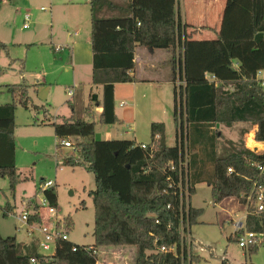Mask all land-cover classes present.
I'll return each instance as SVG.
<instances>
[{
  "label": "trees",
  "instance_id": "obj_1",
  "mask_svg": "<svg viewBox=\"0 0 264 264\" xmlns=\"http://www.w3.org/2000/svg\"><path fill=\"white\" fill-rule=\"evenodd\" d=\"M111 1L89 0L92 85L103 87L102 101L91 94L90 104L92 108L102 107L101 124L121 125L116 114L115 90L117 85L134 82L136 48L168 51L172 56L174 84L178 77L185 82L179 91L176 86L174 90L177 145L167 147L165 125L154 123L145 150L132 141L107 143L102 152L95 141L96 123L84 119L91 115L92 108L80 110L77 101H68L71 116L51 126L59 141L57 149L62 164L95 176L96 189L90 192L94 245L64 242L56 255L45 262L36 244L24 248L16 237L3 238L0 234V264H31L32 258L39 264H97L98 250L108 247H134L135 264H181L179 258L159 249L179 245L181 241L178 185L185 155L190 228L204 213L191 205L197 185L207 184L211 188L214 206L235 198L245 207L255 184L264 189V172L260 169L264 154L231 141L227 142L228 153L220 154L224 137L217 129L218 125L227 128L253 125L257 127L255 141L264 143V88L257 79V74L264 71V0H227L221 31L224 35L204 28L216 32L212 40L194 39V32H187L188 26L183 33L181 22L177 25L176 0H128L122 6ZM103 15L109 17H100ZM234 32L241 35L225 37ZM4 48L0 42V49ZM6 89L11 103L0 106V178L9 181L15 197L21 183L16 166L15 113L18 105L29 109L32 101L26 84ZM32 107L49 113L44 106ZM71 138L79 141L65 154L61 142ZM43 193L57 209L58 195L54 188ZM251 202L255 204V199ZM28 206L39 212L36 203L31 201ZM1 211L7 218L14 207L7 203L0 206ZM249 213L247 230L261 236L260 244L250 249L251 254L264 245V211L250 208ZM39 220L33 216L30 222ZM65 222L69 234L74 221L67 217ZM191 257L195 262V257Z\"/></svg>",
  "mask_w": 264,
  "mask_h": 264
},
{
  "label": "rangeland",
  "instance_id": "obj_2",
  "mask_svg": "<svg viewBox=\"0 0 264 264\" xmlns=\"http://www.w3.org/2000/svg\"><path fill=\"white\" fill-rule=\"evenodd\" d=\"M179 3L181 11L187 14L188 31H191V25L200 29L199 33L194 34V39L216 38L214 31L204 29L208 24L210 27H218L219 34L224 35L221 31L225 15L216 22H213V17L207 21L205 0H179ZM228 3L226 0V6ZM122 5L121 3L120 6ZM42 8L47 11L42 12ZM25 15L31 16L28 29H24ZM75 33H79L80 38L71 37ZM226 35L227 38H237L241 33ZM88 37L91 38L89 0H0V42L6 46L0 49V92L4 91L0 96L5 94L9 98L7 86L26 84L29 86V97L32 101L29 109L18 105L15 113L16 165L21 180L15 197L10 191L9 181L0 178V206L5 207L7 203L16 206L15 211L7 218L0 212V228L6 233V237L11 235L9 233H14L18 240L29 239L20 221L24 210L22 201L25 199L27 210L31 211L29 203L32 201L37 204L44 198V193L40 190L42 183L52 181L58 195V220L63 221L71 217L74 221V227L68 234L70 242L79 246L94 245V206L90 192L96 189L95 176L84 169H73L62 164L57 149L59 141L51 126L53 122L70 117L71 111L67 105L70 99L82 104L79 95L72 98L68 92L74 89L75 79L83 81L87 77V69L82 63L86 57ZM58 47L64 50L57 53L55 49ZM74 58L78 61L75 71L72 65ZM84 101H88L87 97ZM122 101L121 98L118 99L116 109L121 115L128 117L131 107L129 104L120 107ZM32 106H44L49 113L46 114L42 109L34 110ZM141 110L142 113L137 116V126L134 127L135 135L127 124L103 125L99 118L91 119L87 116L84 119L89 118L87 122L96 123L95 141L103 152L102 146L112 142L128 144L136 139L137 145L150 143L152 124L146 119L148 109ZM170 115L171 118L162 116L161 119L167 121L168 125L166 145L174 148L177 145V130L173 121L174 113ZM254 128L255 126L248 124H237L232 128L218 125L217 129L224 137L219 153H228L227 142L231 140L236 145L244 144L248 148L247 140L251 138L248 137L252 135ZM69 140L73 147L79 141L76 138ZM63 152L66 154L69 151L65 152L63 149ZM195 190L191 205L204 213L190 228L193 239L191 254L196 260L193 264H223L226 260L228 264H264V245L259 247L257 252L250 254L239 247L237 237L233 235L234 221L231 222V219L236 221L242 218L243 214H246V208L235 198L225 200L223 206H214L211 188L207 184L197 185ZM19 228L24 231L18 232ZM118 248L124 249L130 257L128 264H135L134 247ZM118 248L99 249L98 261L112 260L107 252L119 250Z\"/></svg>",
  "mask_w": 264,
  "mask_h": 264
},
{
  "label": "crops",
  "instance_id": "obj_3",
  "mask_svg": "<svg viewBox=\"0 0 264 264\" xmlns=\"http://www.w3.org/2000/svg\"><path fill=\"white\" fill-rule=\"evenodd\" d=\"M113 1L115 4H121L122 2H125L128 4V0H113ZM205 6L207 7V21L213 17L212 18L213 22H216L218 18L220 19L225 14L226 7H227L226 0H205ZM46 11H42V12H46ZM175 13H176V18H177V25H179V23L181 22L182 31L184 33L186 30V26H188L189 23L187 19V14H185L180 9L179 0H176ZM90 15H91V8H90ZM190 28H191V31H188L187 29V32L188 33L194 32L193 35L199 33L200 31L199 28L193 25H191ZM204 28L214 29L216 30L217 33H219L218 27L216 26L214 28L213 26L210 27L208 24L207 27H204ZM219 29H221V26ZM71 37L80 38V35L79 33H75V35L74 36L71 35ZM86 42L88 46L87 48H85L86 57L84 58V63L82 64H84V67L87 69V77L83 81L82 79H79V78L75 79L74 92L75 91L76 92L74 93V96H73L75 98L76 95H79V100L81 101L82 104L81 105L79 103L78 104L80 108H83V110L89 107L92 108L90 101H89V97L91 94H96L98 96L99 101H102V96H103V87L92 85L91 38L88 37V39H86ZM63 50L64 49L61 48V51L58 53H61ZM73 51H74V48H73ZM171 57H172L171 53L168 51L151 50V49L144 48V47H137L136 52H135L136 67L133 72V76L135 78L134 82L116 86L115 104H117L118 99L121 98L123 101L121 102L120 107H124L126 104H129L131 107V109L128 110L130 113V116L128 117H124L123 115H121L118 109H116V114L123 125L127 124V127L132 131L133 135H135L134 127L137 126V116L140 113H142L141 108L148 109V114H147L148 116L146 117V119H149L148 122H150V124H154V123L164 124L165 129L167 130L168 128L167 121L161 118L162 116L171 118L170 114L174 113V108H175V94H174L175 84L172 80V68L170 64ZM77 62L78 61L75 60V58L74 60H72L74 71H75V65ZM2 93H4L3 90L0 92V94ZM86 97L88 99L87 102L84 101ZM9 103H11L10 96L9 98L5 94L0 96V106L7 105ZM91 111H92L91 115L88 116L89 118L91 119L99 118L102 113V107L97 105L93 107ZM89 118H85V120L87 121V119ZM60 122H56V123H60ZM256 131H257V127L254 128V130L252 131V135H250L248 138L251 137V139L257 145H264V143H258L255 141ZM15 139H16V131H15ZM134 140H135L134 142L137 143L136 139ZM249 140L250 139L247 140L248 148H250ZM142 144L144 143H141L138 145H142ZM68 151L65 149V152H68ZM250 151H257V149H250ZM24 200L25 199H23L22 204L25 209L26 208L25 204L27 202H25ZM224 203L225 201L221 205L223 206ZM15 208L16 206H14V211H15ZM243 220H244V214L242 218H239L236 221L231 219V222L232 221H234L233 223L242 222ZM233 223L232 225L234 228ZM233 233H234L233 235H235V228H234ZM0 234L3 238L16 237L17 243L19 245H21L24 248L30 247L31 242L29 239L28 240H18V236L14 233H9L11 235H7L6 237V235H4L6 233L5 232L3 233L1 231V228H0ZM132 252L133 250L131 251V253ZM107 253L111 256L110 258H113V259L112 260L110 259V261L106 259H102L101 262L98 261V264H128V262H130V257L126 255V251H124V249H119V250L116 249V251H112L110 253L107 252Z\"/></svg>",
  "mask_w": 264,
  "mask_h": 264
},
{
  "label": "built area",
  "instance_id": "obj_4",
  "mask_svg": "<svg viewBox=\"0 0 264 264\" xmlns=\"http://www.w3.org/2000/svg\"><path fill=\"white\" fill-rule=\"evenodd\" d=\"M42 11H46L45 8L41 9ZM31 20L30 15H25L24 17V29H28V23ZM27 23V24H26ZM55 51L58 53L61 51V48H56ZM264 73L260 71L257 74V79L261 82L264 88ZM175 86L178 88V91L185 86V82L181 81L178 77ZM74 89L68 92L70 97L74 96ZM61 146L64 149H72L73 145L69 139L61 142ZM141 148L143 150L146 149V145L142 144ZM248 149V148H247ZM257 149V151H252L256 154H264V149ZM250 150V148H249ZM185 168V179L182 178V171ZM261 171L264 172V165L260 167ZM180 183L178 185L179 190V203H180V215H181V224H180V236L181 241L179 245H174L171 247H161L159 251L161 253L172 254L173 256L179 258L181 260V264H193L192 262V246L193 239L190 234V226H189V206H190V188L188 184V156L185 155L184 161L180 164ZM229 173L232 174L233 171L229 170ZM55 187V183L52 181L43 182L41 185V192H45L46 190H50ZM255 199V204H252L251 200ZM39 207V212H34L33 210H27V204H25V209L23 210L20 221L23 223V228H25V232L31 242L36 244L39 252L44 256V261L47 262L48 259H52L59 247H61L62 243L69 242V235L67 233V224L65 219L63 221L58 220L57 218V209L52 207L48 201V199L44 196V198L36 204ZM246 214L244 215V220L242 222H235V236L237 237V243L242 250L250 251V249L260 244L261 236L250 232L246 228V222L250 208H254L257 212L264 211V189L255 184L253 192L249 198L248 205L245 206ZM33 216H38L40 218L39 221L30 222V219ZM23 228L17 229L18 232L24 231ZM30 244V245H31ZM77 249L74 248V251ZM31 264H39V261L35 258L31 259ZM98 264V262H97Z\"/></svg>",
  "mask_w": 264,
  "mask_h": 264
},
{
  "label": "bare ground",
  "instance_id": "obj_5",
  "mask_svg": "<svg viewBox=\"0 0 264 264\" xmlns=\"http://www.w3.org/2000/svg\"><path fill=\"white\" fill-rule=\"evenodd\" d=\"M249 147L250 149L260 148L261 150L264 149V145H257L251 138L249 140Z\"/></svg>",
  "mask_w": 264,
  "mask_h": 264
}]
</instances>
